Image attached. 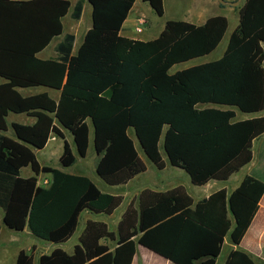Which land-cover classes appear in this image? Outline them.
Returning <instances> with one entry per match:
<instances>
[{
	"label": "trees",
	"instance_id": "16d2710c",
	"mask_svg": "<svg viewBox=\"0 0 264 264\" xmlns=\"http://www.w3.org/2000/svg\"><path fill=\"white\" fill-rule=\"evenodd\" d=\"M141 1L164 16V0ZM88 2L93 26L78 52L73 54L76 37L68 33L56 46L59 56L44 60L38 54L63 35L70 12L74 20L81 18L83 1L0 0L4 224L58 246L40 255L37 264H132L138 245L176 264H217L226 237L238 246L249 229L264 195L263 181L248 176L233 193L222 189L197 204L182 187L146 189L138 209L128 208L116 232L89 221L69 254L59 245L74 236L81 213L112 214L123 197L101 191L87 176L42 165L35 149H44L55 134L64 141L60 163L70 168L77 155L87 157L92 140L101 157L97 173L110 186L147 171L142 148L159 170L180 167L196 186L227 181L252 161L253 142L264 134V117H237V111H264V0H245L220 59L176 73H171L176 65L219 47L227 17H211L201 26L171 20L158 38L140 41L121 35L136 0ZM40 86L61 91L60 99L48 93L25 97L18 90ZM9 113L36 122L9 126ZM27 167L33 176H22ZM42 173L52 176L48 187L39 185ZM16 264H36L33 250H21ZM226 264L258 263L235 250Z\"/></svg>",
	"mask_w": 264,
	"mask_h": 264
},
{
	"label": "crops",
	"instance_id": "0c3cea01",
	"mask_svg": "<svg viewBox=\"0 0 264 264\" xmlns=\"http://www.w3.org/2000/svg\"><path fill=\"white\" fill-rule=\"evenodd\" d=\"M78 1L79 0H75V1H71V2L73 5H75ZM81 1H83V12H82L81 18L79 20H74L71 16V12H70L63 20V24L65 22L67 24V20H68V23L70 25L68 24L69 27L66 26V28L69 30V32H65V24H64L63 35L58 37V38H55V39H60V40L56 44L54 43L51 46L52 42L55 40L54 39L50 43V45H48V47L46 49H44L42 52H40L38 54V57L40 59L46 60V59L57 58L59 56V54L56 51V46L62 40L63 36L68 34V33L74 34L76 39H77V33L83 31V35L85 38L87 32L93 26V8H92L91 4L88 2V0H81ZM232 1H235V0H232ZM237 1H240L239 6H230V7L234 8V10H233L234 13H236L238 15V21L234 25V28L232 29V31L228 37L227 46L225 48V51L228 47V44H229V41H230L232 34L236 31V29L238 28V26L240 24V7L244 4L245 0H237ZM188 4L189 5H188L185 20H178V19H174L172 17L171 18H165L166 14H167V8H166V0H164L165 14L163 17H161L163 19V22H162V24L157 26L156 24H151V20L149 18V15L147 13L143 12V7H145V5H146L145 2H142L141 0H136L132 10L129 13L128 18L124 22V25H123L122 30H121V35L124 37L130 38V39H134V40L151 41V40L158 38L161 35V33L165 29V26H166L168 21H171V20L186 21V22H190L192 24H195L197 26H201V25H204L209 18L214 17V16H219V15H214L215 10L219 9V7H220V3L218 2V0H190L188 2ZM149 7H151V6H149ZM149 11H151V13H155V11L152 8H149ZM85 15H88V17H87L88 20L86 23L84 22V24H83V21H85L84 19L86 17ZM70 20H73V21H70ZM140 25L142 26V31L137 32L136 29ZM154 26L155 27L157 26V27L154 28ZM229 28H230V22H229L227 32H226L221 43H223V41L225 40V37L229 32ZM76 39H75V41H76ZM82 43L77 47L75 52H74V48H73V54H76L78 52ZM74 45H75V43H74ZM263 46H264V44H263ZM225 51H224V53H225ZM224 53H223V55H224ZM18 90L25 97L37 95V94H41V93H48L56 101H58L61 97V91L50 89L47 87H41V86L40 87H31V88H20ZM11 114L18 115L19 116L18 120L10 121V115ZM237 117L239 120H244V119H248V118H252V117H264V111L261 113H256V114L243 113L242 116L238 115V113H237ZM7 121H8L9 126H11L14 123L24 124V125H33L36 122V118L29 116L27 114L9 113V115L7 117ZM9 131H11L13 133L12 129H10ZM69 134H68V132H66V137H67L68 141L72 142L73 138H72V136H71V138H69L68 137ZM59 139L61 141H63V139L59 138L55 134H52L49 142L50 141H57ZM136 141H137V139H136ZM49 142H48V144H49ZM63 143H64V141H63ZM47 145H46V147H47ZM137 145L140 148L138 141H137ZM46 147L44 149L36 151L35 152L36 155L39 152L44 151L46 149ZM138 150H139V152L142 151L141 149H138ZM90 152L95 153V155H96V161H95L94 165L92 167L85 166L81 170H79V169L77 170V168H75V165L77 164L79 159H83V160L85 159V158H81L78 156L76 163L72 166L74 168L72 170V173H70V174L83 175V176L89 177V174H91L92 172L94 174L96 172L97 176H99L97 173V166H98V163H99L101 157L98 156L97 152L95 151L94 145H93V150L89 149L87 156L89 155ZM62 154H61V156H62ZM140 155L147 165V162L145 160V158H147V157L142 156L141 152H140ZM61 156H60V158H61ZM57 158H58V156H57ZM41 164L46 165L43 163H41ZM46 166H49V165H46ZM154 167L159 172L164 171L166 169L170 170V168H168V167H171V169H172V170H170L171 173L166 175L165 182L164 181L162 182V180L159 178L160 176L159 177L156 176L159 179H157L155 177V178H151L149 181H147L144 178V176L148 173V165H147V171L146 172L136 176L134 179H132L130 182H128L125 185L110 186L99 176L102 183H104V186L103 185L98 186L95 183V181L92 179L94 181V183L99 187V189H101V191H103L105 193L112 194V195L122 196L123 197V203L112 214L94 213L90 210L83 211L79 217V222H78V227H77L76 233L68 242H66L65 244L59 245V247L64 249L67 253L73 254L75 246L79 243V237H80L81 233L84 231V229L86 228L89 221L105 223L108 225V228H112L116 232V228H118L119 223L121 222V220H122L124 214L126 213V211L128 210V208L130 206H133L135 209H138L140 194L146 189H150V190H153L156 192H166V191L178 188V187H182L193 198L194 204H197L200 200L209 198L213 193H215L219 190H222V189H226L228 194L233 193L240 186L242 181L248 176L257 178V179L264 182V134L262 136L256 138L253 142V159H252V161L247 166L242 168L239 172L233 174L225 182H223V181H211L210 183H208L206 185L196 186L192 183L190 177L188 175H186L187 173L180 167H175V166H172L170 164H167L166 168L163 170H159L155 165H154ZM27 168H30V167H27ZM64 168H66V167H64ZM24 169H26V168H24ZM61 170L65 171L64 169H61ZM28 173H30V174H28ZM67 173H69V172H67ZM33 175H34V173L31 169L27 172V175L25 174L24 176L23 175L22 176L23 177H31ZM42 177L45 180H44V183L41 185L40 179ZM51 180H52L51 174L42 173L39 176V185L44 186V187H48L51 183ZM22 233H25V235H27L28 237L33 236L29 232V230H27V229ZM1 234H2V228L0 231V239H1ZM35 241H37V240H35ZM103 243L113 246L114 242L110 241V240H105V241H103ZM49 246H52L53 249L58 247V246L53 245V244H48V247ZM22 250H26V249H22ZM235 250H242V251L246 252L247 254H249L251 256V258L254 259L258 264H264V195L260 201L258 211H257L256 215L254 216V219H253L249 229L247 230L246 234L242 238L240 245L237 246V245L232 244L230 242L229 237H226L223 248H222L221 255L217 259V264H226L230 254ZM26 251H28V249ZM19 252L17 253V256H18ZM16 261H17V258H16ZM132 264H176V263L158 255L157 253L151 251L150 249H148L142 245H138L137 252H136V255L132 261Z\"/></svg>",
	"mask_w": 264,
	"mask_h": 264
},
{
	"label": "rangeland",
	"instance_id": "374dc122",
	"mask_svg": "<svg viewBox=\"0 0 264 264\" xmlns=\"http://www.w3.org/2000/svg\"><path fill=\"white\" fill-rule=\"evenodd\" d=\"M71 1H75V0H71ZM190 0H166V8H167V14L165 18H174V19H178V20H185L186 19V14H187V9H188V2ZM237 1V0H235ZM143 2V1H142ZM145 7H143V12L147 13L149 15V18L151 20V24H156L157 26L162 24L163 19L161 17H159L156 12L155 13H151V11H149V7L150 5L148 3H145ZM234 8L226 5V6H220L219 9L215 10V14L214 15H223L225 17L228 18L229 22H230V28H229V32L225 37V40L223 41V43L220 44V46L218 47V49L216 51H214L212 54L207 55L205 57H201L195 60H192L190 62L187 63H183V64H179L176 65L175 67L172 68L171 73H176L177 71L183 70V69H187L189 67L192 66H196V65H200V64H204L207 62H211V61H215L217 59H219L220 57H222L225 48L227 46V41H228V37L232 31V29L234 28V25L236 24V22L238 21V15L236 13H234ZM237 15V16H236ZM85 21H83L86 23L87 22V17L88 15H85ZM66 21V20H65ZM73 21V20H70ZM73 23V22H72ZM65 24V32H69V30L66 28L69 27L68 26V20H67V24L66 22ZM75 24V23H74ZM70 25V24H69ZM156 26V27H157ZM154 26V28H156ZM60 39H55L51 46L55 43H57ZM84 40V35H83V31L77 33V39L75 41V45H74V52L76 51L77 47L83 42ZM238 115L242 116L243 113L237 111ZM18 115L15 114H11L10 115V121L12 120H18ZM69 134V133H68ZM9 136L14 137V134L9 131L8 133ZM69 138H71V135H68ZM162 152H163V141L160 144ZM90 149L93 150V142L91 140L90 143ZM64 150V143L63 141H61L60 139L57 141H50L49 144L47 145L46 149L42 152H39L37 154V158L38 160L46 165L55 167V168H59V169H64L66 172L72 173V170L74 167L71 168H64L61 166L60 163V156L63 153ZM142 156H145L143 154L142 151H140ZM75 153L77 155V152L75 150ZM58 156V158H57ZM78 157V155H77ZM145 158V157H144ZM147 165H148V173L144 176V178L149 181L151 178H155L156 176L159 177L162 182H165V177L166 175H168L169 173H171L170 170L171 167L169 169H166L164 171H157L156 168L154 167V165L151 163V161H149L147 158H145ZM96 161V155L95 153L90 152L89 155L83 160V159H79V161L77 162V164L75 165V168H77V170H81L83 167L87 166V167H92L94 165ZM31 170L30 168H26L22 171V175L24 176L25 174L27 175V172ZM30 174V173H28ZM187 175V174H186ZM89 177L91 179H93L95 181V183L98 186H104V183H102L101 179L99 178V176H97L96 172L93 174V172L91 174H89ZM156 177V178H157ZM157 178V179H159ZM44 178L42 177L40 179V183L41 185L44 183ZM4 213L3 210L0 208V225L2 228V234H1V239H0V264H15L16 263V258H17V253L22 250V249H28V251L33 250L35 259H36V264H37V260L39 258L40 255L44 254V253H50L53 248L52 246L48 247L47 242L44 241H40L39 239H36L34 236H30L28 237L27 235H25V233L22 232H17L14 230L9 229L5 224H4ZM37 240V241H35ZM40 244H39V243Z\"/></svg>",
	"mask_w": 264,
	"mask_h": 264
},
{
	"label": "water",
	"instance_id": "95a60500",
	"mask_svg": "<svg viewBox=\"0 0 264 264\" xmlns=\"http://www.w3.org/2000/svg\"><path fill=\"white\" fill-rule=\"evenodd\" d=\"M218 2L220 3V4H222V5H224V6H226V5H229V6H239L240 5V1H228V0H218ZM137 138V137H136ZM137 141H138V143H139V146L142 148V146H141V143H140V141H139V139L137 138ZM38 150H40V149H35V152L36 151H38ZM142 150H143V148H142ZM143 153L145 154V156L148 158V156L146 155V153L143 151ZM167 155V154H166ZM168 157V156H167ZM148 160H149V158H148ZM7 226V225H6Z\"/></svg>",
	"mask_w": 264,
	"mask_h": 264
},
{
	"label": "built area",
	"instance_id": "2783aa9c",
	"mask_svg": "<svg viewBox=\"0 0 264 264\" xmlns=\"http://www.w3.org/2000/svg\"><path fill=\"white\" fill-rule=\"evenodd\" d=\"M142 24V23H141ZM137 32H141L142 31V26H138L137 29H136Z\"/></svg>",
	"mask_w": 264,
	"mask_h": 264
}]
</instances>
